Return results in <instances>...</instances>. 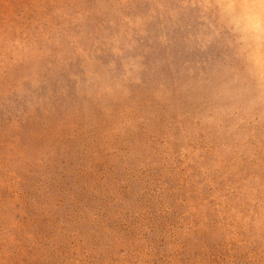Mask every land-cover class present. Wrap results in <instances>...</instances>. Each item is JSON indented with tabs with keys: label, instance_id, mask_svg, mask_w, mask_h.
Listing matches in <instances>:
<instances>
[{
	"label": "rangeland",
	"instance_id": "obj_1",
	"mask_svg": "<svg viewBox=\"0 0 264 264\" xmlns=\"http://www.w3.org/2000/svg\"><path fill=\"white\" fill-rule=\"evenodd\" d=\"M214 3L0 0V264H264L261 9Z\"/></svg>",
	"mask_w": 264,
	"mask_h": 264
},
{
	"label": "clouds",
	"instance_id": "obj_2",
	"mask_svg": "<svg viewBox=\"0 0 264 264\" xmlns=\"http://www.w3.org/2000/svg\"><path fill=\"white\" fill-rule=\"evenodd\" d=\"M221 2H222V0H215V3L213 6L216 7ZM232 2L234 3L235 0H232ZM251 2L258 4L260 9H261V14L259 17V26H260L261 31L264 32V0H251ZM224 22L226 25H231L232 19H231L230 14H228V13L224 14Z\"/></svg>",
	"mask_w": 264,
	"mask_h": 264
}]
</instances>
